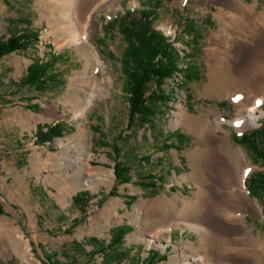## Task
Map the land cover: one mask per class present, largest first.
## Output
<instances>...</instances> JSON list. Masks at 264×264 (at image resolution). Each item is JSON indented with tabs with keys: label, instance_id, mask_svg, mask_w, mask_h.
Returning a JSON list of instances; mask_svg holds the SVG:
<instances>
[{
	"label": "rangeland",
	"instance_id": "1",
	"mask_svg": "<svg viewBox=\"0 0 264 264\" xmlns=\"http://www.w3.org/2000/svg\"><path fill=\"white\" fill-rule=\"evenodd\" d=\"M57 1L0 0V38L38 35L25 51L0 59V264H198L204 236L182 215L206 179L193 174L197 146L190 129L176 125L181 113L195 120L220 117L225 144L245 154L244 162H235L250 168L245 184L260 208L245 215V226L259 244L254 263L264 264V184L251 180L264 162L235 141L264 132V95L256 125L237 132L232 122L239 99H252L248 85L232 76L220 50L215 63L207 54L212 36L229 33L231 45L249 34L245 24H228L212 0H119L98 7L93 45L101 77L110 78L100 97V86L87 80L86 60L74 45L60 47L54 34L65 21L54 9ZM237 1L264 14V0ZM147 4L154 5V30L172 45L175 70L156 90L160 102L147 105L152 113L146 123L129 124L121 70L126 44L118 25L104 26L116 16L123 24L139 20ZM31 65L46 68L44 81L22 87ZM155 88L154 80L145 84L144 95ZM54 125L60 136L40 142L37 132ZM256 142L264 150V136ZM115 162L127 169L126 182L116 179ZM79 192H85L82 207L73 202ZM216 240L218 255L238 260L248 247L243 241L227 248Z\"/></svg>",
	"mask_w": 264,
	"mask_h": 264
},
{
	"label": "bare ground",
	"instance_id": "2",
	"mask_svg": "<svg viewBox=\"0 0 264 264\" xmlns=\"http://www.w3.org/2000/svg\"><path fill=\"white\" fill-rule=\"evenodd\" d=\"M119 0H61L54 3V9L65 21L55 30L60 47L74 45L86 60V71L90 72L87 80L100 86V97L106 95L110 78L101 77V60L95 51L93 42L97 28L93 16L98 7L109 9ZM220 5L218 15L228 24L243 22L248 35L241 33L239 40L229 44L230 35L226 33L209 39L207 54L216 62V51L220 50L229 65V72L238 80L244 81L252 99H239L238 118L232 122L237 132L255 126L254 114L259 112L264 93V14L255 11V5L237 0H212ZM59 14V15H60ZM223 21V22H224ZM90 26V31L87 27ZM228 27V26H227ZM218 57V56H217ZM219 58V57H218ZM87 76V75H86ZM209 85L213 86L210 79ZM91 84V83H90ZM88 92L90 88L86 89ZM87 92V93H88ZM263 98V99H262ZM91 103L90 98L88 104ZM182 119L176 125L190 129L195 138L196 149L192 161L193 174L206 179L200 186V192L192 203H184L182 220L204 238H201L202 256H197L198 264H256L253 251L258 252V240L249 235L245 226V215L257 213L259 206L249 198L246 177L250 173L248 166H239L235 161H245V154L239 149H232L225 144L228 136L222 128L223 120L219 117L213 121L195 120L181 113ZM241 165V164H240ZM216 238L222 240V246H237L246 241V248L241 249V260L234 254H219ZM260 245V250H262ZM240 259V258H239Z\"/></svg>",
	"mask_w": 264,
	"mask_h": 264
},
{
	"label": "trees",
	"instance_id": "3",
	"mask_svg": "<svg viewBox=\"0 0 264 264\" xmlns=\"http://www.w3.org/2000/svg\"><path fill=\"white\" fill-rule=\"evenodd\" d=\"M154 5L147 4V8L139 10L140 19L129 24H123L116 16L105 24V29H110L112 25H118L120 33L126 44L122 60L121 70L124 77L123 91L128 96L129 102V124L132 122L146 123L152 111L147 105L160 102L161 96L156 92L162 82L172 76L175 70V53L171 43L159 31L154 30L152 25ZM121 22V23H120ZM38 35L19 34L8 39L0 38V59L15 52H23L31 45V41H36ZM46 68L42 65H31L27 68L25 75L20 79L19 85L22 87H39L44 81ZM154 80L156 88L148 96L144 95L145 84ZM59 125L47 127L43 132H37L40 142H47L60 136ZM264 136L263 131L253 130L247 134L235 137V141L245 145L248 150L258 159L264 162V150L258 147L257 136ZM114 174L118 181L126 182L128 179L127 169L115 162ZM254 183L264 184V169L251 177ZM85 192H79L73 198V202L82 207ZM2 208L0 206V214ZM153 264V262H148Z\"/></svg>",
	"mask_w": 264,
	"mask_h": 264
}]
</instances>
